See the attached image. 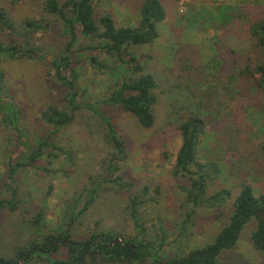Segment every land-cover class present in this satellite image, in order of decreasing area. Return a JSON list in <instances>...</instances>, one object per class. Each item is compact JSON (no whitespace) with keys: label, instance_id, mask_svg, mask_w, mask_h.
Returning a JSON list of instances; mask_svg holds the SVG:
<instances>
[{"label":"rangeland","instance_id":"1","mask_svg":"<svg viewBox=\"0 0 264 264\" xmlns=\"http://www.w3.org/2000/svg\"><path fill=\"white\" fill-rule=\"evenodd\" d=\"M143 1L100 0L98 15L110 12L119 25H136ZM161 1L166 17L158 26L159 37L133 46L138 55H152L147 68L158 81L155 124L145 127L137 116L119 108L104 110L114 115L117 128L126 138L129 155L121 172L135 185L121 191L106 190L102 185L95 200L71 225L72 238L78 241L107 229L128 240L137 233L126 211L129 195L140 193L148 185V200L140 215L149 237L155 234L158 237L151 239L160 241L162 226L170 233L159 250L162 263L151 264H168L179 252L213 242L232 214L230 200L221 207L197 208L195 222L185 227L180 236V227L174 226L184 212V191L180 186L187 180L176 176L173 168L182 144L179 124L188 114L198 112L207 122L198 159L217 161L223 173L210 183L208 193L229 187L233 200L245 184L256 194L264 193V94L247 76L239 74L246 64L254 66L258 59L264 60L250 31L252 21L264 16V0ZM43 3L44 0H0V10L21 21L40 17ZM39 36V44L59 54L64 40L57 30ZM9 40L0 32V41ZM90 53L106 59L100 51L74 53L75 66L81 73L78 85L81 90L87 89L84 101L99 103L111 91L115 76L110 73L114 70L94 69L86 59ZM0 71L4 72L3 84L21 108L24 128V132L10 130L0 115V195H11L7 187L11 164L25 161L23 155L36 149L37 138L52 132L50 140L55 143L49 147L53 155L45 152L35 166L18 167L15 177L19 208L15 212L0 211V256L10 258L15 256L18 245L35 237L29 222L33 212L45 207L49 227L59 228L67 219L66 207L75 198L80 197L77 211L84 206L87 196L81 192L89 177L100 172L107 144L100 118L88 109L78 111L75 122L59 133H53V127L41 119V111L48 105L65 106V89L47 63L0 53ZM13 152L15 159L11 161ZM256 227L255 219L245 225L237 245L220 254L221 264H264V252L256 249L251 240ZM36 264L49 263L38 257Z\"/></svg>","mask_w":264,"mask_h":264},{"label":"trees","instance_id":"2","mask_svg":"<svg viewBox=\"0 0 264 264\" xmlns=\"http://www.w3.org/2000/svg\"><path fill=\"white\" fill-rule=\"evenodd\" d=\"M100 0H44V13L40 17H27L16 21L4 9L0 10V32L10 38L9 42L0 41V53L11 58H29L47 63L55 72V76L65 89L62 108L50 104L41 111V119L53 127V133H59L76 120V113L88 109L97 115L102 124L107 153L103 157L101 170L97 175H91L84 185L81 195H86L84 206L77 211L79 198H75L66 207L64 223L59 228L49 227L46 220L47 209L44 207L33 212L30 225L35 237L23 246H17L15 256L6 258L0 256V264H36V259H45L49 264H151L162 263L160 249L169 236V230L161 227L160 241L151 239L158 237L152 234L144 225L140 215L141 207L148 200L150 187L144 186L139 192L129 195L126 211L134 222L137 233L126 240L122 234L114 235L111 230L91 233L83 241L72 238L71 225L95 200L104 185V189L117 191L129 190L135 183L122 174V164L126 162L129 152L126 138L117 128L114 115L105 112L108 107L125 110L137 116L145 127H152L156 122V104L158 96L156 88L158 81L147 68V62L152 58L149 53L134 51L135 45L154 42L160 35L159 24L166 17V10L161 0H144L140 8V20L136 25H119L110 12L98 15L97 3ZM58 31L64 40L59 54H53L38 43L40 34ZM251 34L256 39V45L264 53V16L255 19L250 24ZM100 51L106 55L101 60L98 54L90 53L94 69L114 70L111 75L115 81L110 85V93L99 103L84 101L87 89H80L78 80L81 73L75 66L74 53ZM77 62V61H76ZM81 63V60H78ZM114 63V66L110 64ZM118 64L119 67L116 65ZM240 76H247L250 81L264 94V60L258 59L254 66L246 64L239 71ZM4 72L0 71V115L6 127L24 132L21 119L22 111L15 97L3 84ZM206 119L198 112H192L182 118L179 130L182 144L177 154L173 173L187 180L181 185L184 191V203L181 205L182 219L174 223L180 227L179 236L185 227L195 222L194 215L199 207H221L231 200L230 221L220 231L215 240L190 251L177 253L168 264H221L222 251L234 248L242 234L245 225L252 219L257 227L252 232L251 240L256 249L264 252V193L256 194L253 188L245 184L240 193L232 200V190L229 187L219 188L208 193L210 183L223 174L217 161L198 159V149L201 137L205 132ZM52 132L36 139V149L29 155H23L25 161L11 164L8 172L7 187L11 192L9 197L0 195V211L15 212L19 205L16 173L19 166L34 165L47 152L53 155L49 147L55 146ZM264 148V142H263ZM46 152V153H45ZM15 153H12L13 161ZM55 156V154H54ZM49 160V162H52ZM37 165L36 167H38ZM40 167V166H39ZM44 170L50 171L48 167ZM159 191V187H156ZM194 217V218H193ZM193 222V223H194ZM70 225V226H69ZM45 228L49 231L45 232ZM178 236V237H179ZM121 238L110 244L113 239ZM65 247V250L62 248ZM62 250V251H61Z\"/></svg>","mask_w":264,"mask_h":264},{"label":"water","instance_id":"3","mask_svg":"<svg viewBox=\"0 0 264 264\" xmlns=\"http://www.w3.org/2000/svg\"><path fill=\"white\" fill-rule=\"evenodd\" d=\"M117 241L122 243V239L121 238H115V239L112 240V242L110 244H114Z\"/></svg>","mask_w":264,"mask_h":264}]
</instances>
